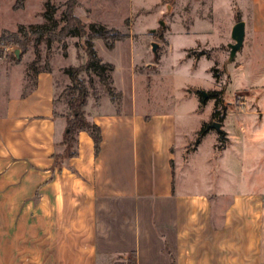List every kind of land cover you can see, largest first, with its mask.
<instances>
[{
	"label": "crops",
	"instance_id": "crops-1",
	"mask_svg": "<svg viewBox=\"0 0 264 264\" xmlns=\"http://www.w3.org/2000/svg\"><path fill=\"white\" fill-rule=\"evenodd\" d=\"M239 4L264 33V0ZM92 11L77 6L74 13L84 24L106 25ZM106 63L115 76V64ZM119 92V105L105 97L85 109L100 128L99 153L80 132L78 155L60 169H52V155L65 119L54 71H38L30 88L3 95L0 264H126L130 255L134 264H172L171 257L173 264H264V155L255 148L264 138L244 121L264 112L224 102L223 142L209 131L186 153L198 130L179 145L173 111H149V101ZM232 112L235 135L226 127ZM209 136L210 152L195 165Z\"/></svg>",
	"mask_w": 264,
	"mask_h": 264
},
{
	"label": "rangeland",
	"instance_id": "rangeland-1",
	"mask_svg": "<svg viewBox=\"0 0 264 264\" xmlns=\"http://www.w3.org/2000/svg\"><path fill=\"white\" fill-rule=\"evenodd\" d=\"M45 1L29 0L23 9L14 10V0H0V114L6 100L3 95L30 88L36 72L41 70L54 71L56 108L63 115L68 113L71 82L63 69L78 68L85 63L83 40L67 38L61 43H53L48 52L43 40L38 44L39 59L33 72L27 70L29 63L36 59L31 46L27 52L21 53L9 40L1 41V37L16 33L20 26L42 24ZM49 1L59 8L56 17L60 18L66 0ZM243 1L77 0L79 8L87 11L92 7L94 16L106 17L107 28L126 36L123 41L115 43V50L111 52L100 40L94 42L100 60L114 63L117 68L115 76H112L114 71L110 74L116 96L112 100L98 79L93 77L96 96L90 91L85 109L95 110L105 97L119 105V91L127 98L135 93L139 104L146 100L151 103L147 107L149 111L168 109L174 112L179 145L192 131L198 130V133L203 125L217 123L210 118L214 100L210 99L200 107L199 92H221L230 110L245 103L264 112V33L255 31L258 24L246 16L251 10L239 4ZM239 21L245 23L244 41L230 61L231 29ZM153 43L158 45L156 56L152 53ZM6 48L10 51L5 52ZM16 50L19 58L15 55ZM133 69L140 78V81L136 78L135 83ZM79 79L88 85L86 74H80ZM223 107L226 106L223 104ZM262 115L244 117V121L256 125L260 138H264ZM237 121L239 119L232 112L226 122L233 135L239 134L237 127L232 125H237ZM211 132L213 135L215 130L211 129ZM196 141L197 135L186 145V153L196 148ZM211 142L212 136H209L203 140L201 148L199 145L195 165H200L202 155L209 154ZM255 148L264 155V140L259 141ZM258 170L264 178V162ZM192 173L194 178L195 173Z\"/></svg>",
	"mask_w": 264,
	"mask_h": 264
},
{
	"label": "trees",
	"instance_id": "trees-1",
	"mask_svg": "<svg viewBox=\"0 0 264 264\" xmlns=\"http://www.w3.org/2000/svg\"><path fill=\"white\" fill-rule=\"evenodd\" d=\"M26 1L27 0H14L13 9H23ZM77 4V0H66L63 4L64 9L61 12V16L57 19L56 15L59 8L51 3V1L47 0L43 5L44 9L41 16L43 19L42 24L29 25L27 27L20 26L16 33L1 37V41L9 40L11 45L21 50V53L27 52L30 46L33 48L36 59L27 66L28 72L35 71V66L39 59L37 50L38 44L43 40L46 42L45 48L47 52L51 50L53 43H61L67 38L83 40V49L86 55L85 63L78 68L67 67L63 69V72L69 77L71 82V86L68 89L71 97L67 101L68 113L64 115L65 131L61 139L55 143V150L52 155V169H60L65 160L74 158L78 155L77 145L78 134L80 132H85L92 140L94 154L97 155L99 153L101 144L100 128L88 118L84 111L90 91L92 95L96 96L93 77L98 79L111 99L116 95L110 76L114 71V66L100 60L95 50L94 42L100 40L107 50H112L115 43L121 42L126 38L124 34L109 29L105 25L99 23L84 24L74 13ZM75 46L79 45L76 44ZM16 57L19 58L18 55ZM82 73L88 76L87 86L79 79V75ZM198 94L200 107L204 106L208 100H214L213 111L210 118L212 121L222 124L226 116V107L222 108L224 101L221 92L212 91L205 94V96L200 92ZM117 96L119 98V95ZM208 126L209 124L203 125L197 133V144H199L200 140L210 131ZM223 136V133L219 134L220 142H223ZM171 261L173 264L172 257ZM126 264H134L133 255L127 257Z\"/></svg>",
	"mask_w": 264,
	"mask_h": 264
},
{
	"label": "water",
	"instance_id": "water-1",
	"mask_svg": "<svg viewBox=\"0 0 264 264\" xmlns=\"http://www.w3.org/2000/svg\"><path fill=\"white\" fill-rule=\"evenodd\" d=\"M244 34H245V24L242 21L237 22L231 29V39L233 41L232 45H229L230 53H229V60H233L236 53L242 48L243 41H244ZM157 47L158 45L152 44V53L156 56L157 55ZM15 55H18V51H15ZM205 96V93H203ZM208 128L214 129L216 132L220 133L221 131V124L220 123H212L208 126Z\"/></svg>",
	"mask_w": 264,
	"mask_h": 264
}]
</instances>
